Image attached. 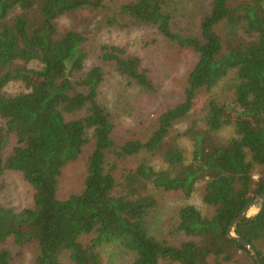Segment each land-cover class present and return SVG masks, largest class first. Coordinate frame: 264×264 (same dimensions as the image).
Instances as JSON below:
<instances>
[{"label":"trees","instance_id":"1","mask_svg":"<svg viewBox=\"0 0 264 264\" xmlns=\"http://www.w3.org/2000/svg\"><path fill=\"white\" fill-rule=\"evenodd\" d=\"M83 10L100 15L97 25L142 26L157 43L197 55L182 100L146 140L116 141L126 119L120 106L135 111L155 98L154 68L109 43L89 64L86 24L94 19H75ZM66 17L77 24L62 27ZM32 61L39 67L22 65ZM116 75L130 93L111 105L104 85ZM13 80L26 90L8 94ZM202 88L210 96L198 118L176 131ZM88 145L82 189L61 195L64 168ZM110 154L145 155L118 173ZM7 170L23 174L34 204L0 206V242L33 245V264H63L66 255L74 264H257L227 231L264 192V0H125L114 13L106 0H0V178ZM168 194L199 195L209 213L171 207ZM166 209L175 210L168 231ZM236 234L264 264V203ZM0 264H14L10 249L0 247Z\"/></svg>","mask_w":264,"mask_h":264},{"label":"rangeland","instance_id":"2","mask_svg":"<svg viewBox=\"0 0 264 264\" xmlns=\"http://www.w3.org/2000/svg\"><path fill=\"white\" fill-rule=\"evenodd\" d=\"M108 3L109 13H114L116 7L125 0H106ZM212 0H206L208 5ZM94 19L91 23L86 24L87 31V49H90L89 64L98 60V51L103 43L116 44L126 48L128 53L140 55L144 62L150 67L154 68V77L156 79L157 93L155 98L151 100L150 104L143 108H138L135 111L129 110L125 113L120 106V112L123 113L126 119L119 128L117 134V143L122 144L127 139H142L146 140L156 128L158 124V117L166 111L170 106L175 105L181 101L185 92L187 75L192 70L197 55L190 48H179L177 46H170L165 41L157 43L155 35L147 28L138 25H116L109 26L105 22L96 24L100 15L95 16V12L90 13L89 10H83L75 15V19L81 18ZM120 23L127 24L128 20H120ZM62 27L70 24H77L75 20L66 17L61 20ZM224 33L223 29H220ZM22 65L29 68L39 67V63L24 62ZM120 76H111L108 83L104 85L105 97L110 99V104L117 99L119 101L123 98L120 91L130 93L125 89V83L120 80ZM121 87V89H120ZM8 94H16L20 91L26 90L25 83L20 80L10 81L6 86ZM223 89H220L221 91ZM210 93L206 89L199 90V98L195 109L190 112L187 117L179 120L175 125L176 131H183L187 129L192 123V120L198 118L200 110L205 106ZM104 97V96H103ZM105 98V99H106ZM143 111V115H142ZM136 115L139 118L136 119ZM232 133V127H225L221 134L225 138H229ZM10 146L14 144L13 137L9 140ZM188 149L192 148L191 141L186 140ZM91 145L86 147V152L82 157L73 163H69L63 170V175L60 180L59 192L61 195H68L70 193L79 192L82 189L84 178L87 172V160ZM145 154H139L128 158H117L114 154H110V160L118 164L116 169L118 173L124 166H134L141 161ZM167 202L171 207H175L180 203H190L197 205L205 213H209L204 206L199 195H193L189 198H181L177 194H168ZM34 204V191L27 182L23 174L16 170H7L0 178V206L9 205L18 208L29 207ZM175 211V210H174ZM174 211L166 209L164 217L163 229L168 231L171 222L174 221L171 217L175 216ZM256 210H252L251 216L256 214ZM0 247L10 249L14 254V264H33L32 257L34 253L33 245L18 247L10 238L6 242H0ZM129 259V255L127 256ZM107 261V260H106ZM63 264H74L68 255L64 257ZM110 264H122L121 262Z\"/></svg>","mask_w":264,"mask_h":264},{"label":"water","instance_id":"3","mask_svg":"<svg viewBox=\"0 0 264 264\" xmlns=\"http://www.w3.org/2000/svg\"><path fill=\"white\" fill-rule=\"evenodd\" d=\"M263 203H264V192L258 194L254 200L248 203L244 211L232 222V224L229 226L228 231H227L228 236L231 239L238 241L240 244H242L243 246L249 249V251L252 253L254 258L256 259L257 264H261V259H260V256L258 254L256 247L248 239H245L237 235L236 228L243 219L251 216L252 210H256L257 212H259Z\"/></svg>","mask_w":264,"mask_h":264}]
</instances>
